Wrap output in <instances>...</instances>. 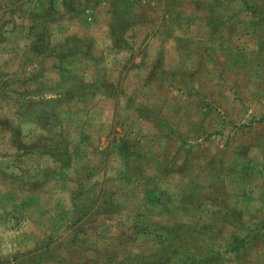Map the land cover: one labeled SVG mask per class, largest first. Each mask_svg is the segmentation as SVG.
Segmentation results:
<instances>
[{
	"label": "rangeland",
	"instance_id": "rangeland-1",
	"mask_svg": "<svg viewBox=\"0 0 264 264\" xmlns=\"http://www.w3.org/2000/svg\"><path fill=\"white\" fill-rule=\"evenodd\" d=\"M0 264H264V0H0Z\"/></svg>",
	"mask_w": 264,
	"mask_h": 264
}]
</instances>
